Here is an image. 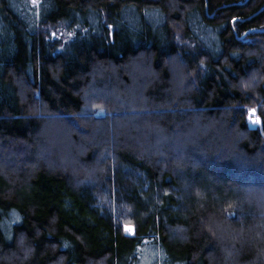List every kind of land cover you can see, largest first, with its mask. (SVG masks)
<instances>
[{
	"label": "trees",
	"instance_id": "1",
	"mask_svg": "<svg viewBox=\"0 0 264 264\" xmlns=\"http://www.w3.org/2000/svg\"><path fill=\"white\" fill-rule=\"evenodd\" d=\"M29 2L0 0V264H264V0Z\"/></svg>",
	"mask_w": 264,
	"mask_h": 264
},
{
	"label": "rangeland",
	"instance_id": "2",
	"mask_svg": "<svg viewBox=\"0 0 264 264\" xmlns=\"http://www.w3.org/2000/svg\"><path fill=\"white\" fill-rule=\"evenodd\" d=\"M29 3L30 4H34L35 3V0H30ZM51 31H53V32H51ZM50 36H51V38L53 40H58L60 42V44H63L66 41L69 40V38L72 36V33H70V31L67 30L65 28V26H62V25L59 24L55 28L50 29ZM258 122H259L258 119L255 120L254 114L250 113L249 114V118H248V125H249V127H251V128L256 127L258 125ZM48 129H46V128H45V130L43 129L42 130V133H40V135L37 136L38 139H41L40 140L41 142H45V139L49 138V135L51 134V131H49ZM64 130H66V129H64ZM38 139H37V141H38ZM62 141H63V139L62 140H59L57 142L62 143ZM149 151L152 152L151 150H149ZM57 158H58V160L61 159V157H59V156H57ZM70 164H72V163H70Z\"/></svg>",
	"mask_w": 264,
	"mask_h": 264
},
{
	"label": "bare ground",
	"instance_id": "3",
	"mask_svg": "<svg viewBox=\"0 0 264 264\" xmlns=\"http://www.w3.org/2000/svg\"><path fill=\"white\" fill-rule=\"evenodd\" d=\"M253 117V116H252ZM255 118V117H254ZM255 120H256V118H255Z\"/></svg>",
	"mask_w": 264,
	"mask_h": 264
}]
</instances>
